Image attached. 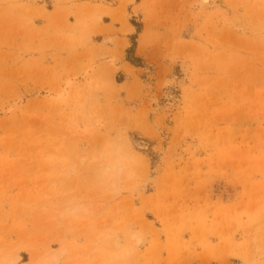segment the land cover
<instances>
[{
  "label": "rangeland",
  "instance_id": "obj_1",
  "mask_svg": "<svg viewBox=\"0 0 264 264\" xmlns=\"http://www.w3.org/2000/svg\"><path fill=\"white\" fill-rule=\"evenodd\" d=\"M200 2L0 0V264H264V0Z\"/></svg>",
  "mask_w": 264,
  "mask_h": 264
},
{
  "label": "bare ground",
  "instance_id": "obj_2",
  "mask_svg": "<svg viewBox=\"0 0 264 264\" xmlns=\"http://www.w3.org/2000/svg\"><path fill=\"white\" fill-rule=\"evenodd\" d=\"M201 2V6H203V7H205V6H209V5H211L212 3H213V1L214 0H200ZM137 146L138 147H145L142 143H140V142H138L137 143ZM102 158H104V157H102ZM101 158V159H102ZM112 168H114L116 171H117V168L114 166V165H112ZM60 218L61 219H64L65 218V214L64 213H61L60 214ZM132 238L134 239V238H136V235L135 234H133V236H132ZM134 241H135V239H134ZM135 244V243H134ZM65 252V250L64 249H61V254H63ZM127 252V251H126ZM59 253V254H60ZM47 254V258H46V263H44V264H57L58 263V261H59V255H58V253L57 252H53V253H46ZM123 256V254L122 253H116L114 256H110V255H108V256H104L103 257V260H102V262L104 263V264H108V263H111V262H113L114 260H117V259H120L121 257ZM13 257V256H12ZM31 259H32V262H31V264H40V260H39V258L36 256V255H34V256H31ZM1 260V259H0ZM2 260H4V259H2ZM19 261H20V258L19 257H15L14 256V258H12L11 260H8L7 262H6V264H18L19 263Z\"/></svg>",
  "mask_w": 264,
  "mask_h": 264
}]
</instances>
